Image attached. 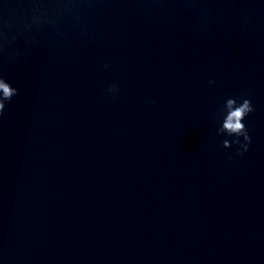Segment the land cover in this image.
<instances>
[{
	"label": "clouds",
	"instance_id": "obj_1",
	"mask_svg": "<svg viewBox=\"0 0 264 264\" xmlns=\"http://www.w3.org/2000/svg\"><path fill=\"white\" fill-rule=\"evenodd\" d=\"M80 3H91L92 0H79ZM186 3H192L194 0H185ZM86 16V13H84ZM203 22L208 21V11L203 10L201 13ZM247 20V18H245ZM81 30V29H80ZM81 32L88 36L90 35L86 26L81 30ZM105 67L109 65L105 64ZM215 81L210 80L209 83L212 84ZM119 93V86L117 84H112L106 89V94L112 95L113 97ZM18 95V90L6 82L5 79L0 76V116L3 115L6 103L11 102L14 96ZM246 94L242 93L241 97H229L224 101L222 112L220 113V126L217 129V135H226L228 137H235L234 141H229L225 139L223 141L224 148H230L232 144H236L238 147L236 149L237 155H242L243 152L248 150V145L251 142V137L248 133L243 121L245 118L254 111L252 102L245 98ZM146 103H153V101L148 100ZM243 138V142L240 138Z\"/></svg>",
	"mask_w": 264,
	"mask_h": 264
}]
</instances>
